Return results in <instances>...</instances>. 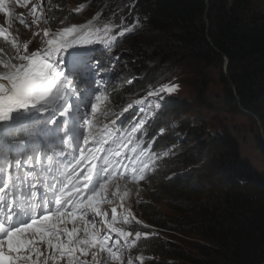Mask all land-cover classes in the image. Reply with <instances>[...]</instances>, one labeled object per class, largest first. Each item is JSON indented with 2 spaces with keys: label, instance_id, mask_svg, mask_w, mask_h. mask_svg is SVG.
I'll use <instances>...</instances> for the list:
<instances>
[{
  "label": "snow or ice",
  "instance_id": "1",
  "mask_svg": "<svg viewBox=\"0 0 264 264\" xmlns=\"http://www.w3.org/2000/svg\"><path fill=\"white\" fill-rule=\"evenodd\" d=\"M44 2L16 0L19 7L29 8L32 19L20 13L15 22L26 29L33 25L38 29L31 40L21 43L12 29V12L0 0V12L8 17L7 28L0 25V35L15 41L10 50L0 48V264H48L49 260L63 264H144L142 254L133 257L130 251L125 260L124 251L135 245L141 233L136 232L132 238V233L123 227L143 222L124 204L123 197L119 205L125 213L121 226H116L117 207L111 208L110 221L101 208L102 203L116 204L112 197L121 189L117 181H128L129 176L124 170L108 167L96 169L93 178L97 150L86 148L90 141L98 142L93 118L98 104L107 99L110 79L106 67L93 59L87 46L98 43L110 50L118 38L135 31L140 22L130 18L135 0L108 8L107 14L101 9L83 24L66 25L69 13L55 28L49 26V15L63 10V5L49 0L51 6L46 9ZM90 6L80 4L74 11L79 13ZM37 39L39 43L33 48ZM81 81H87L91 88L81 91ZM177 88L175 84H159L147 96L162 103ZM144 103V98L133 100L119 116ZM147 121L145 116L131 124L128 136L134 137ZM159 135H164V129L159 130ZM156 138L153 136V144ZM81 139L83 144L77 145L79 157L66 151L69 141ZM132 142L130 139L129 143ZM86 151L88 154H84ZM115 155L121 153L117 151ZM141 156L145 157L141 166L132 165L131 178L135 181L143 180L158 159L147 150ZM45 157L56 160L58 165L68 161V166L64 172L59 167H45ZM126 159V155L121 156V160ZM89 161L93 163L83 173L86 180L81 187L75 173ZM116 167L126 170L129 165L117 162ZM113 184L117 191H110ZM124 195H128L127 191ZM93 217L100 218L106 231L89 228L95 222ZM69 221L73 222L70 229ZM80 222L82 226H77ZM150 235L155 233H143L144 239ZM41 243L46 245L44 252L38 246Z\"/></svg>",
  "mask_w": 264,
  "mask_h": 264
},
{
  "label": "trees",
  "instance_id": "2",
  "mask_svg": "<svg viewBox=\"0 0 264 264\" xmlns=\"http://www.w3.org/2000/svg\"><path fill=\"white\" fill-rule=\"evenodd\" d=\"M108 1V8L130 3V0ZM257 3V0H208L207 10L205 0H135L134 11L139 14L138 18L145 20L146 31L158 37L160 42L149 50L141 45H133L131 40L126 44L127 50H133L132 56L126 57V62L131 64L130 60L137 61L132 63L135 69L131 72L132 77L139 75L138 70L147 61L161 60L172 62V65L190 62L217 66L222 65V59L226 57L229 61L228 73L235 84L241 107L259 119L264 135V5L258 6ZM58 4L62 5V2L59 1ZM50 15L49 19H52ZM11 45L6 37L4 43L0 44L2 48L9 50ZM99 49L103 53L96 54L93 51L94 57L107 70L110 69L107 71L110 79L107 84V99L98 104L95 117L106 122L119 116L132 100L146 96L152 88L150 81L142 86H135L132 90L133 98L125 102L119 93L124 91L127 84L120 76V69H116L117 61L113 60L116 53L111 54V61L115 63H110L108 54L112 50H107L105 46H99ZM123 71L126 72V69ZM176 103V109L182 107L181 101ZM173 106L174 102L168 103L164 109L158 108L153 120L147 121L135 134L133 142L125 147L121 156L131 157L132 165L135 163L139 168L141 160L145 159L141 152H154L158 159L150 165V170L146 171L141 182L160 184L161 188L174 190V193L190 199L187 203L188 212L183 216L184 228L179 232L198 242L189 248L188 257H175L184 264L264 263V169H256L242 157L237 142L225 131L211 135L204 146L200 137L204 134L202 130L190 131L187 134L190 136L186 139L187 145L177 146V153L164 158L160 149L163 144L172 145L173 134L164 132L165 135L160 136L159 130L163 129L165 117L171 116L167 114L169 110H174ZM234 106L238 109L236 102ZM139 119L141 116L137 118L136 114L124 116L119 123L120 134L128 133L131 124ZM153 136L157 137L154 144ZM256 142L264 152V139L261 135H256ZM149 144H153L151 149L148 148ZM210 146L214 147L212 171L210 174L206 171L202 174L204 183L194 181L192 185L187 180V175H181V171L185 167H200L201 157H209ZM116 152L110 151L113 155ZM191 152H195L200 158L192 157ZM121 156H116L120 159L118 162L126 164L128 160H121ZM116 164L117 162L112 168L124 170L127 174L128 168H117ZM144 204L141 202L136 210L147 222H152L150 220L154 216L148 208L145 209ZM153 224L162 229H172L158 222ZM166 245H171V249L175 247L174 244L164 243L151 236L137 242L135 249H139L137 254H142L144 261L145 256L174 257L164 252ZM148 262L151 263V260Z\"/></svg>",
  "mask_w": 264,
  "mask_h": 264
},
{
  "label": "rangeland",
  "instance_id": "3",
  "mask_svg": "<svg viewBox=\"0 0 264 264\" xmlns=\"http://www.w3.org/2000/svg\"><path fill=\"white\" fill-rule=\"evenodd\" d=\"M59 1L62 2L63 10H58L56 11L55 15H50L52 19H49V26L53 28L59 25L61 19L69 16V13L70 17L66 20V25L83 24L101 9H105L104 14H107V5L109 4L108 0H51V3L58 4ZM257 1L258 6L264 5V0ZM32 2H38V0H32ZM4 3L6 9H9L12 12V29L15 33H18L17 40L21 43L31 40L32 33L38 30L37 27L33 25L32 28L26 29L24 26L15 22L14 19L20 13H24L25 18L31 20L32 17L28 15L29 8L19 7V5L16 3V0H4ZM51 3L49 0H45L44 7L47 9L51 6ZM89 3L91 6L87 7L84 11L79 13L74 11L78 5ZM138 15L139 14L134 11L130 18L136 19L138 18ZM7 19L8 17H5V15L0 12V25L4 26L5 28L8 26L5 23ZM138 19L140 22L136 25L135 31L125 34V36L122 38H118L117 42L114 44V47L110 49L112 50V53L109 54H114L115 52V56L119 57V59L114 58V60L116 59L117 61L116 69H120V76L125 79L127 84L124 91H120L119 93L120 98L124 99L125 102L133 98L134 94L132 93V90L135 86H142L148 81L151 82V88L159 84L178 85V88L175 90V92H173L170 96H167V98L162 103L158 101V98L148 97L146 95L138 98L145 99V103L143 105H136V108L135 106L133 107V110L140 113L141 117L146 116L148 117V121H151L153 120L158 108L164 109L168 103L174 102L173 111L165 109V111L169 110L167 115L171 114V116L165 117V120L162 122L164 132L173 134V143L171 146H169V144H163L162 148L160 149L161 155L166 159L170 158L173 154L177 153V150H179L177 146L184 147L187 145L188 140L186 139H189L190 137L187 136V134L190 133V131L199 132V129L202 130L204 133L200 136L202 141H204L202 146L205 145L207 139L211 135L219 134L225 131L226 134L230 135L237 142L240 155L246 158L256 169L263 170L264 152L260 149L256 142L257 134L261 135L262 137L264 136L262 133V128L260 129L258 127V124L253 117L243 113L239 109V99L236 95L237 91L235 92L234 90L236 87L231 81L228 71H224V59H222V65L217 66H207L203 63L199 64L190 62H183V64L180 65H172V62H162L161 60L147 61L145 62L144 67L138 70L139 75L136 78L132 77L131 72L135 70L132 66V63L137 61L133 62L134 59H132L130 60L131 64L129 61L126 62V57L132 56L131 54L133 52V50L126 49V44L133 41V45H141L144 49L149 50L156 43L160 42L158 37L146 31L145 20L143 18ZM44 26L45 25L42 23L41 27ZM3 38L4 36L0 38V44L4 43ZM10 41L12 43L15 42L12 41L11 38ZM38 43L39 40L37 39L32 47L34 48ZM96 45L99 46L101 44L97 43L87 47L92 49ZM101 46L103 47L104 45ZM0 48L2 47L0 46ZM98 49H96V52H98ZM123 69H126V72H124ZM128 81H132V83L129 84ZM229 82L232 84L230 85ZM144 88L146 89V87ZM176 101L182 102L181 108L176 109ZM235 102L237 103L238 109H236L234 106ZM160 118L162 119L163 117L160 116ZM93 128L96 132V140L98 142L93 143L90 141L86 148L97 150L95 153L96 158L94 163L97 161V167H99L101 166L100 164H104V159H101V162L99 161L100 154H102L106 148L112 145L116 146L115 142H118V140L115 138L117 134V124L115 122L114 125L112 121L104 124L96 120V122L93 123ZM82 144V139L74 142V145ZM213 148V146H210L208 149L209 157H205V159L201 157L202 162H200V167H185V169L181 171V175H187L189 178L187 180H189L192 185L194 181H200L201 183H204L202 181V174L205 171L210 174V171H212ZM78 149L80 151L79 147ZM66 150L68 151L69 149L66 148ZM68 153L71 154L70 150ZM194 153L195 152H191L190 155L192 157L200 158L199 155H195ZM85 154H88L87 151ZM90 162L92 166L93 162ZM52 163L53 161L51 160L50 163L49 161L44 160L45 167H48L47 164H50V167L52 168H57L61 165H58L56 160H54L53 165H51ZM106 165L107 164H104V166ZM67 166L68 163L62 165L59 170L64 172ZM97 167L93 169V178H95V170ZM78 170L84 171L85 168L80 167L77 169V171ZM77 171L76 173L78 174ZM76 180L80 186L83 187L86 177L79 176ZM121 180L117 181L121 185V189L118 195L116 197H112V199H115L116 203H121V197H123L124 204H127L131 211H133L132 213L135 215V217L143 222V224H140L144 229L143 232L150 230V233H155V235H151L152 237L158 238V240H161L167 244H174L175 246L171 249V245H166L164 248V250H166L164 252H167L174 257H169L166 255H160L159 257L145 256L146 262H144V264H184L175 256H179L180 258L183 256H185V258L188 257L190 255L189 248L198 242L197 239L179 232L180 229L184 228L183 216L188 212L187 203L190 199L179 195V193H174V190H165L161 188L162 186H160V184H155L154 182L146 181L143 184L142 182L140 183L139 181H135L133 179H129L126 182ZM97 187H99L98 184ZM114 187L115 185L113 184L110 191H117L116 187ZM125 191L128 193L126 196L124 195ZM141 202H143V204L145 203V209L148 208L149 212L154 216L150 221L153 223L158 222L159 224H164L172 229H162V227L160 228L155 226L152 222H147V220L141 216L140 212L136 210L137 206ZM92 219L95 222L89 224L90 229L94 228L99 231H105L104 225L99 222L100 219L96 217H93ZM144 225H148L149 227L145 228ZM72 226L73 222L69 221L67 227L70 229ZM77 226H82V222H80ZM132 230L136 231L137 229L134 228ZM120 243L123 244L124 242L120 241ZM42 246L43 250H40L42 252L46 251V245L42 243ZM129 250L133 251L131 249ZM137 252L139 253V249ZM124 256L125 260H127L128 254L125 253V251ZM88 259L91 260V257H88ZM149 260H151V263L148 262ZM48 264H63V262L49 260Z\"/></svg>",
  "mask_w": 264,
  "mask_h": 264
},
{
  "label": "water",
  "instance_id": "4",
  "mask_svg": "<svg viewBox=\"0 0 264 264\" xmlns=\"http://www.w3.org/2000/svg\"><path fill=\"white\" fill-rule=\"evenodd\" d=\"M205 5H206V9L208 10V7H209V5H208V0H205ZM224 60H225L224 71L227 72V71H228V64H229V61H228V59H227L226 57L224 58ZM229 84L231 85L232 83L229 82ZM234 90H235V92H236V89H234ZM238 107H239V109H240L243 113L248 114L249 116L253 117V118L256 120V122H257V124H258V127L261 129V123H260L259 119L256 118L253 114H251V113L245 111V110L241 107L240 101H238ZM263 139H264V136H263ZM262 264H264V263H262Z\"/></svg>",
  "mask_w": 264,
  "mask_h": 264
},
{
  "label": "bare ground",
  "instance_id": "5",
  "mask_svg": "<svg viewBox=\"0 0 264 264\" xmlns=\"http://www.w3.org/2000/svg\"><path fill=\"white\" fill-rule=\"evenodd\" d=\"M99 48V46L97 47V49ZM98 52H96V54L97 53H99V52H102L103 53V51L102 50H97ZM95 56V55H94ZM108 56H109V59H108V61H111V58H113V56H111V54H108ZM114 60V59H113ZM105 66V65H104ZM115 125V124H114ZM167 134H169V133H167ZM165 135V134H164ZM163 136V135H162ZM163 162V161H162ZM124 164V163H123ZM156 164V163H155ZM162 164V163H161ZM154 166V165H153ZM156 168V167H155ZM160 172V171H159ZM148 178V177H147ZM146 178V179H147ZM121 181H123V180H121ZM126 182V181H125ZM122 183V182H121ZM141 183V182H140ZM144 184V183H143ZM115 188V187H114ZM130 189H131V187H130ZM150 229V228H149ZM144 230V229H143ZM103 231V230H102ZM145 242V241H144ZM139 245V244H138ZM39 246V248L41 247V245H38ZM134 247H136L135 245H134ZM140 247V246H139ZM143 247V246H142ZM138 248V247H137ZM144 248V247H143ZM130 250H128V252H129ZM131 252V255H132V252L133 251H130Z\"/></svg>",
  "mask_w": 264,
  "mask_h": 264
},
{
  "label": "clouds",
  "instance_id": "6",
  "mask_svg": "<svg viewBox=\"0 0 264 264\" xmlns=\"http://www.w3.org/2000/svg\"><path fill=\"white\" fill-rule=\"evenodd\" d=\"M140 218V217H139ZM143 231V230H142ZM144 232H147V231H144ZM148 233H150V231H148Z\"/></svg>",
  "mask_w": 264,
  "mask_h": 264
}]
</instances>
